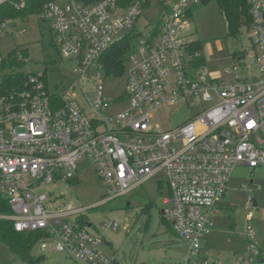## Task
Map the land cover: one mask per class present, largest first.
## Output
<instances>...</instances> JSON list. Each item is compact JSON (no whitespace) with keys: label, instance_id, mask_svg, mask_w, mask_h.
I'll return each mask as SVG.
<instances>
[{"label":"built area","instance_id":"built-area-1","mask_svg":"<svg viewBox=\"0 0 264 264\" xmlns=\"http://www.w3.org/2000/svg\"><path fill=\"white\" fill-rule=\"evenodd\" d=\"M27 1L14 0L19 8ZM161 2L165 13L143 37L136 24L153 0H48L32 15L51 22L60 53L78 60L83 77L96 74L92 96L82 87L80 96L53 94L45 72L27 69L30 60L22 51L0 53V81L16 58L23 66L15 71L27 75L0 96V195L12 210L0 213V219L13 221L19 232L39 233L42 249L53 247L82 264H121L102 250L109 244L104 236L91 231L86 218L91 206L59 204L61 196L45 190L77 179L87 158L106 185L105 202L155 174L164 177L169 207L161 214L187 247V256L172 264H264L251 196L243 229L246 247L239 256L215 257L202 244L216 228L235 169L264 166V0H249L247 27L258 77L236 74L228 84L208 74L200 49L193 50L185 32L190 11L201 0ZM17 20L24 33L30 19L0 22V31ZM126 37L138 41L128 55L126 90L115 97L106 90L114 75L108 74L104 57ZM177 104L195 108L190 119L167 130L153 125L162 107ZM119 225L117 220L102 229Z\"/></svg>","mask_w":264,"mask_h":264},{"label":"rangeland","instance_id":"rangeland-1","mask_svg":"<svg viewBox=\"0 0 264 264\" xmlns=\"http://www.w3.org/2000/svg\"><path fill=\"white\" fill-rule=\"evenodd\" d=\"M164 13L161 0H153L136 24L142 37L150 33ZM32 15L26 17L30 20L22 26L27 29L24 33L19 30V20L18 23H7L0 31V53L6 56L18 47H25L28 54L24 58L30 60L27 69L45 72L51 93L80 96L82 87L92 96L96 74L90 72L83 77L78 60L60 53L51 22L31 18ZM127 32L124 31L120 39ZM185 32L189 39L200 40L203 65L211 77L226 84L234 81L236 74L249 80L258 77L248 27L230 34L226 17L216 0L204 1L192 9ZM137 41H132V47ZM128 55L124 61V73L110 76L106 81V90L111 96L117 97L126 90L130 67ZM235 65L238 66L236 72ZM80 101L84 103L82 97ZM194 111L195 108L189 105H166L152 123L157 128L171 129L190 119ZM79 166L77 179L50 184L45 190L61 196L59 204L91 206L86 218L92 224L91 231L102 234L109 242L102 245L107 255L121 264H172L187 256L186 244L176 234L172 222L161 214L162 209L169 207L164 202L169 197V188L161 174H155L128 194L105 202L109 198L106 185L92 169L90 161L84 158ZM245 184L249 185L248 190L243 188ZM250 196L258 202V207H251L250 211L254 215L255 240L264 251V166L251 170L243 165L235 169L234 177L228 182L227 193L221 200L222 211L215 217L216 228L202 240L203 247L215 257L234 259L245 250L243 229ZM117 220L120 222L117 229L103 231V225ZM31 254L39 259L38 264H82L53 247L42 249L39 242ZM0 264L28 262L0 239Z\"/></svg>","mask_w":264,"mask_h":264},{"label":"trees","instance_id":"trees-1","mask_svg":"<svg viewBox=\"0 0 264 264\" xmlns=\"http://www.w3.org/2000/svg\"><path fill=\"white\" fill-rule=\"evenodd\" d=\"M48 0H28L26 6L17 7L14 0H5L0 3V22L15 19H24L29 14H34L40 10L42 5ZM130 2L131 0H124ZM210 0H201V3ZM221 6L226 17L228 30L230 34H235L242 27L251 23L250 3L249 0H216ZM192 12V9L190 13ZM192 48L201 49L200 40H193ZM132 37H126L116 43L109 49L104 57L109 75L123 74L125 71L124 61L126 55L132 51ZM20 50L25 56L28 49L18 47L11 51L10 55ZM23 64L16 58L10 66V72H5L3 80L0 81V96L7 91L14 89L26 79L25 73L15 71L16 68ZM12 210L9 203L0 195V213H10ZM0 239L4 240L15 252L28 264H38L39 259L32 257V250L40 240V234L37 232H19L14 228L11 220L0 219Z\"/></svg>","mask_w":264,"mask_h":264},{"label":"water","instance_id":"water-1","mask_svg":"<svg viewBox=\"0 0 264 264\" xmlns=\"http://www.w3.org/2000/svg\"><path fill=\"white\" fill-rule=\"evenodd\" d=\"M254 205L258 207V202L255 200Z\"/></svg>","mask_w":264,"mask_h":264},{"label":"crops","instance_id":"crops-1","mask_svg":"<svg viewBox=\"0 0 264 264\" xmlns=\"http://www.w3.org/2000/svg\"><path fill=\"white\" fill-rule=\"evenodd\" d=\"M204 248H206V247H204ZM207 249V248H206Z\"/></svg>","mask_w":264,"mask_h":264}]
</instances>
